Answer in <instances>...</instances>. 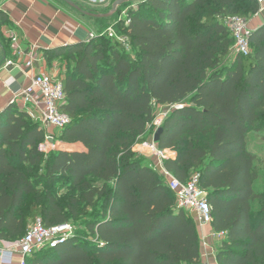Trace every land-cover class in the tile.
Returning a JSON list of instances; mask_svg holds the SVG:
<instances>
[{"label": "trees", "instance_id": "1", "mask_svg": "<svg viewBox=\"0 0 264 264\" xmlns=\"http://www.w3.org/2000/svg\"><path fill=\"white\" fill-rule=\"evenodd\" d=\"M258 10L254 0L127 3L86 43L48 51V64L67 62L59 112L69 123L44 154L40 124L14 104L0 114V241H18L37 219L72 222L88 235L77 231L27 264H200L193 217L132 152L154 107L177 106L157 143L175 153L164 168L180 182L199 173L212 231L225 233L218 264H264V193L256 195V154L247 147L264 129V28L251 33L244 57L232 53L223 23ZM109 26L129 49L98 36Z\"/></svg>", "mask_w": 264, "mask_h": 264}, {"label": "built area", "instance_id": "2", "mask_svg": "<svg viewBox=\"0 0 264 264\" xmlns=\"http://www.w3.org/2000/svg\"><path fill=\"white\" fill-rule=\"evenodd\" d=\"M259 9L264 6V0H254ZM123 11L120 18L125 17ZM224 26L231 33L233 38L232 53L234 55L249 56L251 49L249 36L253 32L245 18L230 16L223 19ZM129 21H126V25ZM97 36V33H90L89 39ZM106 36L115 42L129 49L127 39L118 34L113 26H109L98 34ZM11 64V63H9ZM12 65V64H11ZM32 62L26 64L30 67ZM12 103L20 110H24L30 119L45 130L43 143L39 145V151L47 154L58 147L51 130H62L68 123L66 115L59 112V107L64 103V93L61 80L46 74L36 75L30 78L28 85L18 87L14 93ZM162 107V106H158ZM176 108L170 107V111ZM169 111V112H170ZM168 113H163L156 118L148 127L152 125V132L139 143L132 147V152L138 157H143L150 161V167L157 171L165 180L169 190L174 194L175 204L179 209H184L193 217L197 230L200 231L212 222L211 207L206 200V193L201 189L199 181L200 175L194 172L186 182L178 181L169 171L164 168V161L168 160L165 150H160L158 144L154 142L156 131L161 128ZM74 235L73 229L69 224L45 227L39 219L31 224L21 239L11 243H5V247L0 249V263L13 264L15 256L20 257L19 264H27L26 259L33 253L43 249H54L59 244L65 242ZM225 238V233H212L207 237L200 238L201 256H208L210 250L216 255L220 242ZM212 243H208L207 240ZM212 264H218L216 261Z\"/></svg>", "mask_w": 264, "mask_h": 264}, {"label": "crops", "instance_id": "3", "mask_svg": "<svg viewBox=\"0 0 264 264\" xmlns=\"http://www.w3.org/2000/svg\"><path fill=\"white\" fill-rule=\"evenodd\" d=\"M86 11L101 15L109 12L112 0H71ZM61 0H0V13L4 22L0 24V114L10 105L14 91L28 85L30 78L46 74L55 78L60 69L56 62L47 63L46 53L58 48L86 43L90 33H97L110 19L92 18L80 14ZM80 14V16L78 15ZM252 31L264 28V6L247 18ZM32 62L27 67L28 62ZM11 63V64H9ZM63 71V70H62ZM60 73L58 79L62 78ZM174 159L175 153L165 150ZM212 233L211 226L198 231L199 239ZM208 243H212L209 239ZM0 241V249L5 247ZM216 255L208 251V256L200 258V264H212ZM20 257L13 258L19 264ZM1 264V263H0Z\"/></svg>", "mask_w": 264, "mask_h": 264}, {"label": "rangeland", "instance_id": "4", "mask_svg": "<svg viewBox=\"0 0 264 264\" xmlns=\"http://www.w3.org/2000/svg\"><path fill=\"white\" fill-rule=\"evenodd\" d=\"M62 4L64 5V3H62ZM132 5L135 7L136 3H132ZM78 15L80 16V14H78ZM247 18H249V17H247ZM56 66L58 69H60L58 71L57 76L55 77L56 79H58L61 72L63 74L65 73L67 62H65L64 60L63 61L60 60V61L56 62ZM169 111H170V107L155 106L154 111H153V113H154L153 121L156 120V118H158L159 115H161L163 113H169ZM152 130L153 129H152V125H151L147 131L148 136H149V134H151ZM51 133H52L54 138L58 137V135H59V131H57V130H51ZM56 142H57V140H56ZM247 147L249 150H251L253 153L256 154L255 169L259 175V178L256 181L255 187H256V195L260 196L264 193V129H262L260 132L249 134L248 139H247ZM62 193H65L64 190L60 191V194H62ZM255 204L259 205V204H261V202H255ZM24 211H26V209ZM68 224L71 225L74 234L78 231V233H80L82 235H86V236L88 235L81 224H73L72 222H69ZM88 237H90V236H88Z\"/></svg>", "mask_w": 264, "mask_h": 264}, {"label": "water", "instance_id": "5", "mask_svg": "<svg viewBox=\"0 0 264 264\" xmlns=\"http://www.w3.org/2000/svg\"><path fill=\"white\" fill-rule=\"evenodd\" d=\"M61 1L82 15L92 17V18L108 19V18H111L117 12V9L120 6L127 4V3H138V2L143 1V0H115L111 4L109 12L106 14H101V15H97V14H94L90 11H86L83 8H81L80 6H78L77 4L73 3L71 0H61ZM161 132H162V128H159L156 131V133L154 135V142H156V143L159 142Z\"/></svg>", "mask_w": 264, "mask_h": 264}]
</instances>
